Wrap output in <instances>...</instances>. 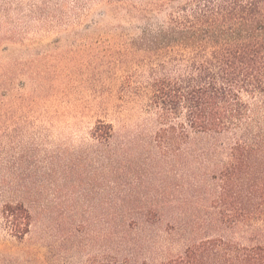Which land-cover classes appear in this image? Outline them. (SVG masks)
I'll return each mask as SVG.
<instances>
[{"label": "trees", "instance_id": "trees-1", "mask_svg": "<svg viewBox=\"0 0 264 264\" xmlns=\"http://www.w3.org/2000/svg\"><path fill=\"white\" fill-rule=\"evenodd\" d=\"M23 4L0 5V42L59 24L44 0ZM130 7L152 80L144 122L99 123L42 155L0 147L5 234L23 242L43 219L60 257L87 221L101 252L89 264H264V0Z\"/></svg>", "mask_w": 264, "mask_h": 264}, {"label": "rangeland", "instance_id": "rangeland-1", "mask_svg": "<svg viewBox=\"0 0 264 264\" xmlns=\"http://www.w3.org/2000/svg\"><path fill=\"white\" fill-rule=\"evenodd\" d=\"M4 1L24 3L23 13L25 4L43 2L0 0V5ZM44 1L59 24L41 29L35 24L24 40L0 42V147L6 159L27 149L42 155L78 147L90 140L99 123L118 131L146 118L141 108L152 80L140 41L145 23L134 18L130 5L157 0H126L127 6L116 0ZM191 1L173 0V6ZM11 17H18L17 12L11 11ZM84 222L86 231L74 230L60 257L46 247L56 240L47 221H36L23 242L7 236L0 224V264H89L100 259L96 225ZM71 227L65 224V234ZM41 237L45 244H38Z\"/></svg>", "mask_w": 264, "mask_h": 264}]
</instances>
